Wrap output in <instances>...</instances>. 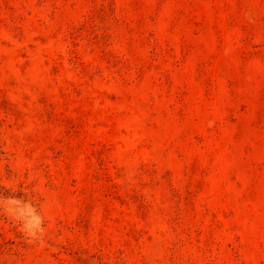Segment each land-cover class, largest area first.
<instances>
[{"label":"rangeland","instance_id":"obj_1","mask_svg":"<svg viewBox=\"0 0 264 264\" xmlns=\"http://www.w3.org/2000/svg\"><path fill=\"white\" fill-rule=\"evenodd\" d=\"M0 264H264V0H0Z\"/></svg>","mask_w":264,"mask_h":264}]
</instances>
